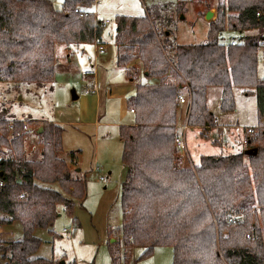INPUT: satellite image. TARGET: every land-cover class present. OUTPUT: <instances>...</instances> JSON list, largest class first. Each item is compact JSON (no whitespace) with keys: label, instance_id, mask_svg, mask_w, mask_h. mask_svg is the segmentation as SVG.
I'll return each mask as SVG.
<instances>
[{"label":"trees","instance_id":"obj_1","mask_svg":"<svg viewBox=\"0 0 264 264\" xmlns=\"http://www.w3.org/2000/svg\"><path fill=\"white\" fill-rule=\"evenodd\" d=\"M93 2L63 0L56 10L50 0H0V80L50 82L57 43H100V19L74 12L89 11ZM216 12L200 44L177 43L170 30L159 40L147 16L115 17L117 65L137 58L159 81L137 87L126 102L135 124L118 128L127 171L119 188L121 223L114 241L121 254L110 250L114 264L119 257L128 263L134 246L144 248L140 258L157 246H170L172 264H264V79L257 76L264 0H217ZM226 28L248 34L235 45L224 43ZM181 85L189 96L187 124L203 129L215 122L206 102L208 87L221 88V112L234 109V87L253 93L258 122L246 147L201 155L193 169H175L178 130L173 124ZM7 125L0 120V144L6 146L0 157V225L18 220L22 236L0 243V252L8 264H58L33 257L41 245L33 232L55 221L59 205L78 227L73 211L85 181L59 156L60 125L45 123L37 133V160L24 152L31 130H24L22 121H13L11 129ZM247 148H256L246 155L248 164L243 161ZM54 182L65 195L43 185Z\"/></svg>","mask_w":264,"mask_h":264},{"label":"rangeland","instance_id":"obj_2","mask_svg":"<svg viewBox=\"0 0 264 264\" xmlns=\"http://www.w3.org/2000/svg\"><path fill=\"white\" fill-rule=\"evenodd\" d=\"M50 2L56 10L62 9L63 0ZM216 3L217 0H94L88 10L94 13V18L109 21L103 28L106 44L101 54L97 53L95 42L69 46L70 50L66 44L57 43L52 81L0 80V120L5 121L8 128L13 121H22L23 129L31 130L24 146L27 159L40 157L39 127L45 123L58 124L63 130L59 156L72 174H78L85 181L84 198L81 203H75L73 211L79 226L73 227L72 219L59 205V216L51 225L34 229L33 234L41 240V245L33 257L53 259L58 264H114L110 250L121 254L122 246L114 243L115 234L120 232L119 188L124 178L122 145L116 124L120 99L114 98L119 91H111L109 83L120 75L127 77L113 63L116 15L149 17L158 31L159 40L165 39L164 35L170 30L177 43L200 44L206 41L208 22L216 17ZM206 10L212 11L213 15L205 18ZM238 36L237 31L226 28L221 33V41L228 43ZM262 40L264 42V32ZM89 70H93L94 91H87L86 85L90 82L86 72ZM257 76L264 79L262 45L257 54ZM107 91L114 95L109 96L111 93L107 94ZM73 92L78 95L76 99L72 98ZM185 92L187 102L184 106L185 109L188 106L189 111V96ZM220 98V87L206 89L207 105L218 121L215 119L213 126L204 129L200 126L187 128L186 153L182 156L178 151L175 169H193L201 155H227L246 147L249 129L257 127L258 122L254 94L234 87L235 107L228 112H221ZM216 124L227 126L217 128ZM173 127L178 130L176 121ZM11 131L7 139H10ZM5 150L6 146L0 144V157ZM246 155L244 153L243 161L248 164ZM96 162L100 170L94 168ZM77 168L80 171H76ZM100 176L105 180H100ZM43 185L65 195L57 182ZM21 236L22 225L18 220L0 225V243ZM143 249L142 246L132 247L129 262L125 263L119 257L115 264H172L170 246H157L149 256L140 258ZM0 264H8V258L1 252Z\"/></svg>","mask_w":264,"mask_h":264},{"label":"crops","instance_id":"obj_3","mask_svg":"<svg viewBox=\"0 0 264 264\" xmlns=\"http://www.w3.org/2000/svg\"><path fill=\"white\" fill-rule=\"evenodd\" d=\"M99 1H101V0H99ZM207 11L208 10H206V12ZM100 39H101L100 43L102 45L106 44V42L104 41V38H103V31L101 33V38ZM113 39H114V47H115L113 63L117 67L121 68L124 71V73H125V75L127 77V78H124L122 75H120L119 78H117L115 80H111L112 82L109 83L110 84L109 88L111 89V91L112 90L114 91V89H117L119 91V93H117V95L114 97V98H119L120 99V110H119V115H118L119 116V120L116 122V124L118 125V128H119L120 126L134 125L135 124L134 110H133L132 107H127L126 102L128 100H130L133 96H135L137 87L139 85L156 84L159 80H158V78H154V77L148 76V72L142 67L141 63L139 62V60L137 58L133 59L130 63H128L125 66L117 65V63H116L117 51H116V44H115V31H114V34H113ZM79 45L80 44H74V45H69V46H79ZM69 46H66L68 48V49L66 48L67 50H70ZM67 56H69V53H68ZM86 74L88 75V79H89V82H90L89 85H86V86L87 87H89L90 85L95 86L93 84V82H94L93 70L87 71ZM185 91H187L185 86L181 85L180 86V95H179V97L180 96L184 97V93H186ZM110 93H111L110 91L109 92L107 91V94H110ZM111 95H114V94L111 93L109 96H111ZM77 97H78V95H77ZM179 97H178V100H177V103H176L177 109L175 110L176 111V117H175V119H176V128H178L179 125L185 123L187 121V117H188V106H186V109H185V106H184V105H186L187 101L183 102V103H180L179 102ZM215 119H216V121H218L217 118H215ZM55 122H57V121H55ZM98 122L99 121H96V123H98ZM218 123H220V122H218ZM224 126H227V125L216 124L217 128L218 127H224ZM118 140H119V142L122 145V140L119 137V129H118ZM95 165H97L98 166V170H100L99 169L100 165L97 162L94 164V166ZM122 166H123V169H124V177H125L127 169L123 165V163H122ZM76 171H80V169L77 168ZM82 199L80 201H77V202L81 203ZM111 236H112V233L109 234V237L111 239H113Z\"/></svg>","mask_w":264,"mask_h":264},{"label":"built area","instance_id":"obj_4","mask_svg":"<svg viewBox=\"0 0 264 264\" xmlns=\"http://www.w3.org/2000/svg\"><path fill=\"white\" fill-rule=\"evenodd\" d=\"M98 1L99 0H95V2H98ZM74 12H78L81 16L88 15V14L91 13L90 11L79 10L78 8H74ZM91 14H94V13H91ZM100 21H101V29L103 30V28L106 26V24L109 21L107 19L106 20H100ZM263 32H264V30H263ZM245 36H247L246 33H241L237 38H232L229 42L231 44L235 45L239 41H242ZM95 44L97 45V53L101 54L103 52V49H104L103 45L101 43H97V42H95ZM261 45L264 46L263 40L261 41ZM94 90H95V87L92 86V85L87 87V91H94ZM179 102L180 103L186 102V99L184 97L180 96L179 97ZM24 126H26V125H24ZM188 127L189 126L187 124V121L185 123L179 125V127H178V135L175 138V144H176V146L178 148V151L180 152V155H182V156H184L185 153H186V136H185V132H186ZM249 130L252 131L251 128ZM94 168L96 170H98V166L97 165H95ZM100 180H105V177L104 176H100ZM64 230H66V229H64Z\"/></svg>","mask_w":264,"mask_h":264},{"label":"water","instance_id":"obj_5","mask_svg":"<svg viewBox=\"0 0 264 264\" xmlns=\"http://www.w3.org/2000/svg\"><path fill=\"white\" fill-rule=\"evenodd\" d=\"M212 15H213L212 11H207L206 14H205V18H209ZM72 98L73 99L77 98V95L74 92L72 94ZM41 130H42V127H39L38 131H41ZM244 153L247 154V155L255 154L256 153V148H247V149H245Z\"/></svg>","mask_w":264,"mask_h":264}]
</instances>
